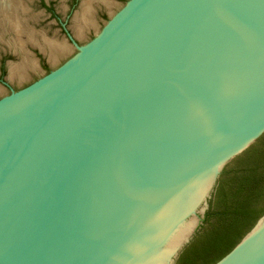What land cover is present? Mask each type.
I'll use <instances>...</instances> for the list:
<instances>
[{"label":"water","instance_id":"obj_1","mask_svg":"<svg viewBox=\"0 0 264 264\" xmlns=\"http://www.w3.org/2000/svg\"><path fill=\"white\" fill-rule=\"evenodd\" d=\"M74 43L0 100V264H175L264 133V0H128ZM215 264H264V214Z\"/></svg>","mask_w":264,"mask_h":264},{"label":"rangeland","instance_id":"obj_2","mask_svg":"<svg viewBox=\"0 0 264 264\" xmlns=\"http://www.w3.org/2000/svg\"><path fill=\"white\" fill-rule=\"evenodd\" d=\"M18 1L23 7V11L20 10L19 21H22L27 29H30L36 41L32 42L30 38H28L27 32H19L20 35L15 28L13 29L11 23L6 20L8 17H11V12H9L5 20L3 19V22L1 20L0 62L4 58L7 64V73L5 74L4 81L8 82L11 88L5 86L0 81V100L11 95L13 92H18L29 86L46 74L38 64L39 52L43 53L51 71H53L78 51L74 42H77L79 46H83L93 39L111 19L112 15L118 12L128 0H107V2L98 0L92 2V13L90 15L92 24L85 28L81 36L77 34L76 18L82 12L84 0H45L47 3L53 4V8L56 15L59 16V19L55 17V15H51L50 12L45 9L41 0ZM10 4L11 2L9 1L8 5ZM11 8L12 6H9L7 10L12 11ZM3 17L5 16L2 15L1 18ZM9 25L11 27H8ZM44 40H55V42L57 41L61 44L66 43L69 50L66 49L64 52H57L56 58H52L51 50L46 47ZM15 42L18 43V45H22L23 49H21L23 51L15 48L13 45ZM42 45L45 46V49H42ZM25 55H27V60L32 61V65L35 63L37 67H34L35 64L33 66L31 65V67L27 68L22 77L18 74L13 77L11 68L14 67L15 64L19 65Z\"/></svg>","mask_w":264,"mask_h":264},{"label":"trees","instance_id":"obj_3","mask_svg":"<svg viewBox=\"0 0 264 264\" xmlns=\"http://www.w3.org/2000/svg\"><path fill=\"white\" fill-rule=\"evenodd\" d=\"M221 173L203 223L175 264H215L264 214V133Z\"/></svg>","mask_w":264,"mask_h":264},{"label":"bare ground","instance_id":"obj_4","mask_svg":"<svg viewBox=\"0 0 264 264\" xmlns=\"http://www.w3.org/2000/svg\"><path fill=\"white\" fill-rule=\"evenodd\" d=\"M9 1L11 2L10 5H8L9 4ZM94 1H98V0H84L82 12L76 18V20H77V24H76L77 34L80 35V36L83 34L85 28L88 27L90 24H92V20L90 19V15L92 13L91 12V3L94 2ZM100 1L107 2V0H100ZM9 6H12V8H11L12 11H8L7 10V8ZM20 10L23 11V7L19 3L18 0H0V23H2L8 17L9 12H11L10 13L11 14V17H8L6 19L7 22H10L11 23V26H13V29L15 28V30H17L18 33L19 32H25V33L27 32L26 34H27L28 38H30V40L32 42L33 41L35 42L36 40L32 36L33 33H31L30 29L28 28L29 29L28 30L27 27L23 24V22L22 21L21 22L19 21ZM2 15H4L5 17L1 18ZM1 20H2V22H1ZM11 26L9 25L8 27H11ZM10 30H11V28H10ZM15 33H16V31H15ZM18 37H19V35H18ZM44 43H45L46 47L50 48L51 54H52L51 55L52 58L53 57L56 58L57 52H59V53L60 52H64V51H66V49L69 48L66 43L61 44L60 42H57V41L55 42V40L54 41L53 40H44ZM13 45L15 46V48L17 50L23 51L22 50L23 49L22 45H20V44L18 45V43H16V42ZM42 49H45V46L42 45ZM26 56L27 55H25L24 59L20 62L19 65H16L15 64L14 67L11 68V72H12L13 77L16 74H19L22 77L24 75V73L26 72V68L28 66L31 67L32 61L27 60ZM34 64L35 63H33V65ZM0 91H1V89H0ZM20 100L21 99H19V101ZM8 108H10V107H6V108L4 107V108L0 109V116L3 114L4 111H7Z\"/></svg>","mask_w":264,"mask_h":264},{"label":"flooded vegetation","instance_id":"obj_5","mask_svg":"<svg viewBox=\"0 0 264 264\" xmlns=\"http://www.w3.org/2000/svg\"><path fill=\"white\" fill-rule=\"evenodd\" d=\"M41 3L45 7V9L50 12L51 15H55V17H57L59 19V16L56 15V12L53 8V4L47 3L45 0H41ZM71 40H72V38H71ZM38 54H39V56H38L39 66L46 72V74L51 72V68H50L49 64L46 62V60H45L46 58L44 57L43 53L39 52ZM6 65L7 64L5 63V60L3 58V60L0 62V81L5 86L11 88L10 84L8 82L4 81L5 74L7 73V66ZM29 67L30 66H28L27 68H29ZM34 67L36 68L37 65L35 64ZM27 68H26V70H27Z\"/></svg>","mask_w":264,"mask_h":264}]
</instances>
